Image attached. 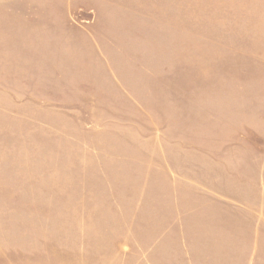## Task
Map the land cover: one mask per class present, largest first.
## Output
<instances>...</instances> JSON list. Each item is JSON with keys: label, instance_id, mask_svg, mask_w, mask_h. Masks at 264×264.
<instances>
[{"label": "rangeland", "instance_id": "374dc122", "mask_svg": "<svg viewBox=\"0 0 264 264\" xmlns=\"http://www.w3.org/2000/svg\"><path fill=\"white\" fill-rule=\"evenodd\" d=\"M81 209L140 246L171 226L168 259L264 264V0H0L1 248L48 257Z\"/></svg>", "mask_w": 264, "mask_h": 264}, {"label": "crops", "instance_id": "0c3cea01", "mask_svg": "<svg viewBox=\"0 0 264 264\" xmlns=\"http://www.w3.org/2000/svg\"><path fill=\"white\" fill-rule=\"evenodd\" d=\"M58 109H60L58 110L60 113H64V109ZM52 136L62 141L69 140L70 138V136L63 133L61 129H56L55 131H53ZM54 151L64 152V149L54 148ZM78 152L85 154V156H88L90 159L97 160L98 163V158L100 156V153L102 154L103 149L101 150V146L97 144L87 145V143H84V145H80ZM128 152L129 151H127V153ZM115 153L116 154L114 155L116 159L119 160L120 156H118V154H120V151L117 150L115 151ZM121 153H124V151H121ZM121 157L126 158L125 155H122ZM174 158L175 160L173 161H161L159 164V168L164 169V171L172 170V167H174L175 169V165L178 163V161H176V156ZM180 180L181 177H178L176 174H172L171 181L173 185L176 186L177 184H180ZM159 184L164 186L165 182L161 180ZM157 195L158 200L162 202L169 199L167 196H164L162 192H159ZM173 198L174 201L177 200V193L174 194ZM222 205L224 206L228 204L223 200ZM190 211L191 218L197 221H199V215L209 214V212H204V210L199 211L198 206H196L194 209H190ZM98 212L99 211L97 210L96 214ZM86 215V212L83 213V210L81 209V211L79 212L80 223L78 225L79 232L77 240L71 239L69 238V236H67L70 231H73L70 230V226L69 229L67 227L68 230L63 231V240L56 243L54 245V248H50L47 253L48 257L45 258H38L36 255H33L32 251H25V254L28 253V255H30L28 258L24 259L23 257L20 259L16 256L13 259L14 261H12V258L6 256L7 253H5V249L1 248L2 245H6V243L8 242L6 239H8L9 236L10 238L12 237V234L8 237L6 236V234H10L12 233V231L6 230L7 228L5 226L0 225V264H8L7 260H9V264H198V261L194 262L192 259H190L191 256H188L187 252H184L183 254L184 250H181L182 252H180L178 256L176 252L171 250L174 255H172L168 259L167 246H163L164 241L162 242V237L166 233L171 231V226L168 229H165L162 232L163 234L159 235L156 240L144 241V243L140 246L139 244L136 245L135 241L117 240L113 235L110 236L111 239H104L103 233L101 231L102 226L96 224L94 228H91L86 224H82L83 220H85L84 218ZM176 223V226L178 224L181 225L182 220H180L179 223L178 221ZM202 226L203 225L200 226V224L198 225V223L195 226L192 225L190 227V231L199 232L201 231L200 229ZM172 227L174 228L175 226ZM109 229L114 230V226L110 225ZM179 231H184V229H180ZM127 232H129V227L127 228ZM13 233L14 237H17V228L14 227ZM182 247L183 249L185 248L184 246ZM183 256L186 262L177 263L175 259H182Z\"/></svg>", "mask_w": 264, "mask_h": 264}]
</instances>
